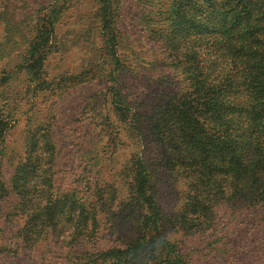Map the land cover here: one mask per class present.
<instances>
[{
  "label": "rangeland",
  "instance_id": "obj_1",
  "mask_svg": "<svg viewBox=\"0 0 264 264\" xmlns=\"http://www.w3.org/2000/svg\"><path fill=\"white\" fill-rule=\"evenodd\" d=\"M175 9L174 0H0V264L82 263L81 255L65 259L75 243L59 226L38 240L25 237L23 218L12 210L23 200L54 219L74 213L79 201L90 203L100 225L89 246L124 249L130 165L142 152L159 172L162 213L171 217L177 209L174 189L181 186L127 126V118L139 119L140 108L183 82L159 62L155 38ZM43 14L53 18L45 52L35 50V19ZM112 29L114 46L106 41ZM36 139L53 147L49 169L42 168L46 178H36L40 170L26 161ZM46 187L51 196L43 202ZM262 216L243 205L221 210L215 231L194 237L166 224L163 235L176 245L167 253L179 256V247L186 257L157 264H264ZM125 255L117 264H130Z\"/></svg>",
  "mask_w": 264,
  "mask_h": 264
},
{
  "label": "trees",
  "instance_id": "obj_2",
  "mask_svg": "<svg viewBox=\"0 0 264 264\" xmlns=\"http://www.w3.org/2000/svg\"><path fill=\"white\" fill-rule=\"evenodd\" d=\"M174 5L173 18H166L155 38L159 62L183 82L167 88L153 106L140 108L139 119L127 118V126L138 130L139 143L156 150L161 171L181 186L174 189L178 207L171 217L162 213L159 172L148 166L143 152L130 165L124 249L89 246L100 225L90 203L79 201L76 213L55 219L30 200L11 204L23 218L25 237L38 240L58 226L70 237L75 244L66 260L81 255L80 264H117L125 253L130 264H157L163 257L169 263L178 255L167 253L176 245L163 235L166 224L194 237L214 232L221 210L243 205L264 217V0H174ZM34 27L39 28L35 50L45 52L53 18L37 16ZM114 32L106 35L113 46ZM3 130L0 123V148ZM53 158L49 140L36 139L26 161L40 170L36 178H46L42 168L47 171ZM44 190L43 202L51 196L50 187ZM177 248L181 261L186 256Z\"/></svg>",
  "mask_w": 264,
  "mask_h": 264
}]
</instances>
